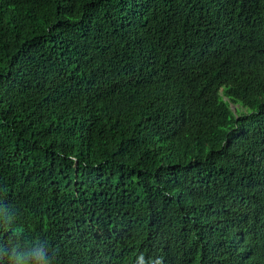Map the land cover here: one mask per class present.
I'll list each match as a JSON object with an SVG mask.
<instances>
[{
	"label": "trees",
	"instance_id": "obj_1",
	"mask_svg": "<svg viewBox=\"0 0 264 264\" xmlns=\"http://www.w3.org/2000/svg\"><path fill=\"white\" fill-rule=\"evenodd\" d=\"M0 264H264V0H0Z\"/></svg>",
	"mask_w": 264,
	"mask_h": 264
},
{
	"label": "water",
	"instance_id": "obj_2",
	"mask_svg": "<svg viewBox=\"0 0 264 264\" xmlns=\"http://www.w3.org/2000/svg\"><path fill=\"white\" fill-rule=\"evenodd\" d=\"M232 108L234 109V111L236 112L237 111V109H238V105H236V104H232Z\"/></svg>",
	"mask_w": 264,
	"mask_h": 264
}]
</instances>
